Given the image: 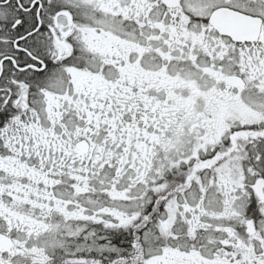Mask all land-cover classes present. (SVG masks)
I'll use <instances>...</instances> for the list:
<instances>
[{
	"label": "snow or ice",
	"instance_id": "6c2138e0",
	"mask_svg": "<svg viewBox=\"0 0 264 264\" xmlns=\"http://www.w3.org/2000/svg\"><path fill=\"white\" fill-rule=\"evenodd\" d=\"M0 264H264V0H0Z\"/></svg>",
	"mask_w": 264,
	"mask_h": 264
}]
</instances>
